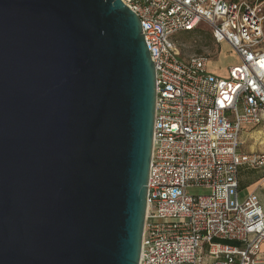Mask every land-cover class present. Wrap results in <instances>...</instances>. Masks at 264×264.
Listing matches in <instances>:
<instances>
[{
    "label": "water",
    "instance_id": "95a60500",
    "mask_svg": "<svg viewBox=\"0 0 264 264\" xmlns=\"http://www.w3.org/2000/svg\"><path fill=\"white\" fill-rule=\"evenodd\" d=\"M156 72L121 0H0V264H139Z\"/></svg>",
    "mask_w": 264,
    "mask_h": 264
},
{
    "label": "built area",
    "instance_id": "2783aa9c",
    "mask_svg": "<svg viewBox=\"0 0 264 264\" xmlns=\"http://www.w3.org/2000/svg\"><path fill=\"white\" fill-rule=\"evenodd\" d=\"M121 1L141 21L156 72L139 264H264V209L239 189L242 167L264 168V153L240 151L243 127L264 120V0ZM201 26L237 55L227 76L174 40Z\"/></svg>",
    "mask_w": 264,
    "mask_h": 264
},
{
    "label": "rangeland",
    "instance_id": "374dc122",
    "mask_svg": "<svg viewBox=\"0 0 264 264\" xmlns=\"http://www.w3.org/2000/svg\"><path fill=\"white\" fill-rule=\"evenodd\" d=\"M174 40L181 45L183 56L204 55L208 57L209 71L217 75H225L230 67L239 64V59L237 55L232 53L231 47L227 43L217 46L211 33L204 26H201L194 33H179L174 37ZM249 127L250 129L246 132L247 134L244 137L242 136L244 144L240 151L246 154L251 153L252 150L255 154L264 153L263 125ZM246 130L247 127L244 128V132ZM188 194L193 196L206 195L207 191L193 188L188 190Z\"/></svg>",
    "mask_w": 264,
    "mask_h": 264
},
{
    "label": "crops",
    "instance_id": "0c3cea01",
    "mask_svg": "<svg viewBox=\"0 0 264 264\" xmlns=\"http://www.w3.org/2000/svg\"><path fill=\"white\" fill-rule=\"evenodd\" d=\"M219 76L224 77V76H227V74L219 75ZM261 125H263V130H264V120ZM249 126H252V125H245L243 127V131L241 134V144H242L241 147L244 144V142L242 141V138L247 134L246 132H248V130L250 129ZM245 127H247V130L244 132ZM253 127H258V126H253ZM249 154H255V153H253V150H252V152ZM239 189H240L241 198H244L246 195L252 192H255L258 195L261 205L264 209V168L251 169L247 166L242 167L239 173Z\"/></svg>",
    "mask_w": 264,
    "mask_h": 264
},
{
    "label": "trees",
    "instance_id": "16d2710c",
    "mask_svg": "<svg viewBox=\"0 0 264 264\" xmlns=\"http://www.w3.org/2000/svg\"><path fill=\"white\" fill-rule=\"evenodd\" d=\"M185 33H190V32H185Z\"/></svg>",
    "mask_w": 264,
    "mask_h": 264
}]
</instances>
